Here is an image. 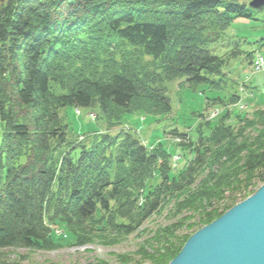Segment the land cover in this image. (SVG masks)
<instances>
[{
    "label": "trees",
    "instance_id": "1",
    "mask_svg": "<svg viewBox=\"0 0 264 264\" xmlns=\"http://www.w3.org/2000/svg\"><path fill=\"white\" fill-rule=\"evenodd\" d=\"M254 11L247 0H5L0 249H53L57 224L133 234L168 200L176 217L191 213L175 229L201 227L254 193L264 183V109L252 118L227 111L232 124L205 115L238 102V91L206 97L194 137L166 132L183 139L185 168L172 167L162 141L149 148L131 130L114 131L125 114L171 113L169 82L226 91L232 60L254 59L241 41L225 44L227 31ZM72 106L98 108L105 130L75 132L61 114ZM186 239L156 248L152 264H169Z\"/></svg>",
    "mask_w": 264,
    "mask_h": 264
},
{
    "label": "rangeland",
    "instance_id": "2",
    "mask_svg": "<svg viewBox=\"0 0 264 264\" xmlns=\"http://www.w3.org/2000/svg\"><path fill=\"white\" fill-rule=\"evenodd\" d=\"M4 1L0 0V5ZM254 10V19L240 17L232 23L227 31L228 37L225 44L233 40L241 41V47L244 50L259 51L264 57V46H260L259 43H264V9L256 8ZM211 48L214 53L219 55L226 50L223 46L221 48L212 46ZM255 60L254 58V64ZM253 63L246 60L243 55L232 60L225 69V77L228 81L225 85L226 91H212L205 85L199 87L198 90H193L187 85L181 86L180 83L183 80L169 82L168 95L172 103L171 113L164 116L125 114L122 126L115 128L114 131L122 128L130 129L132 132L140 130L139 134L144 135L145 138L143 139L148 140L146 145L149 148L162 141L170 153L174 155L171 158L172 167L185 168L184 166H187L188 163L183 153L188 152V149L179 146V143H183V139L166 132L178 129L180 132H191V137H194V128L200 122L194 113L204 111L206 97L221 95L227 101L233 91H238L241 97L238 102L230 103L227 107L218 104L210 106L205 115L207 116L206 119L212 120L213 124H216L221 117L226 118V121L232 124V120L225 117L227 111L238 115L246 113L249 118H252L255 111L259 108L264 109V69L254 70L252 68ZM203 90L205 91L203 92ZM79 109L81 111L79 115L73 106L61 110V114L66 116L75 132L105 130V121L98 116L100 114L98 108L79 107ZM192 139H196V137ZM180 156H182V160ZM173 208L174 201H166L161 210L148 218L133 234H125L121 232L122 229L102 230L94 233L87 231L81 232V234L78 231L68 230L63 224H57L54 225L53 230L59 246L53 249L38 250L2 248L0 249V264H152L151 258L156 255L158 248L162 249L163 245H167L168 240L169 242H177L176 239L186 237L181 252L192 235L210 224L192 227L191 229L185 225L183 228L175 229L174 225L178 224V219L181 221V217H188L191 213L184 211L176 217L172 213ZM195 216L194 214L193 217ZM197 217L196 220H198ZM190 222L194 223L195 219L188 221V223ZM165 227L169 231L171 230L170 233L166 234V241L164 240L166 243L161 241L157 235L159 229ZM161 239L163 240V238Z\"/></svg>",
    "mask_w": 264,
    "mask_h": 264
},
{
    "label": "water",
    "instance_id": "3",
    "mask_svg": "<svg viewBox=\"0 0 264 264\" xmlns=\"http://www.w3.org/2000/svg\"><path fill=\"white\" fill-rule=\"evenodd\" d=\"M170 264H264V184L192 235Z\"/></svg>",
    "mask_w": 264,
    "mask_h": 264
},
{
    "label": "bare ground",
    "instance_id": "4",
    "mask_svg": "<svg viewBox=\"0 0 264 264\" xmlns=\"http://www.w3.org/2000/svg\"><path fill=\"white\" fill-rule=\"evenodd\" d=\"M247 1H248V4H249L251 0H247ZM249 6H250V5H249ZM251 8H252V7H251ZM254 9H255V8H254ZM258 9H264V6L261 7V8H258ZM257 52H259V51H254V55H255L254 58L256 59V61H257L258 57H260V55L262 56V53H261V52H259V53H257ZM262 57H263V56H262ZM253 62H254V61H252V63H253ZM256 67H257V66H256V63H255V64L253 63L252 68H253L254 70H257ZM261 69H264V67H262ZM76 112H77L78 115L81 113L79 107L76 108ZM78 112H79V113H78ZM138 114H139V113H138ZM123 129H124V128H123ZM125 130L129 131L130 129H125ZM133 133L139 135V136L141 137V139H142V142H143L145 145L147 144V141H148V140L143 139V138H145V137H143L144 135L141 136V135L139 134V133H140V130H136V131H134ZM141 134H142V133H141ZM184 157H185V156H184ZM180 158L182 159V156H180ZM180 158H179V159H180ZM176 160H177V159H176ZM263 184H264V183H263ZM263 184H262V185H263ZM260 187H261V186H260ZM260 187H259V188H260ZM259 188H257L256 191H257ZM256 191H255V192H256ZM255 192H254V193H255ZM254 193H253V194H254ZM253 194H252V195H253ZM250 196H251V195H250ZM250 196H248V197H250ZM248 197H247V198H248ZM247 198H246V199H247ZM141 202H142V201H141ZM141 202H140V205H141ZM237 204H238V203H237ZM237 204H236V205H237ZM234 206H235V205H234ZM234 206H233V207H234ZM231 208H232V207H231ZM231 208H230V209H231ZM230 209H228V210H230ZM228 210H227V211H228ZM227 211H226V212H227ZM218 218H219V217H218ZM171 261H172V260H171Z\"/></svg>",
    "mask_w": 264,
    "mask_h": 264
},
{
    "label": "built area",
    "instance_id": "5",
    "mask_svg": "<svg viewBox=\"0 0 264 264\" xmlns=\"http://www.w3.org/2000/svg\"><path fill=\"white\" fill-rule=\"evenodd\" d=\"M256 63V69L260 70L262 67H264V57L260 56L258 57L257 61L255 60Z\"/></svg>",
    "mask_w": 264,
    "mask_h": 264
}]
</instances>
